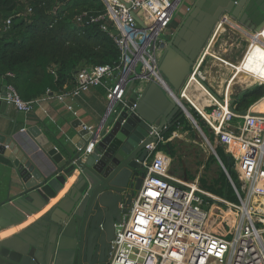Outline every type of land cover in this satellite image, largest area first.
Instances as JSON below:
<instances>
[{
	"label": "water",
	"instance_id": "95a60500",
	"mask_svg": "<svg viewBox=\"0 0 264 264\" xmlns=\"http://www.w3.org/2000/svg\"><path fill=\"white\" fill-rule=\"evenodd\" d=\"M132 16L143 27L139 14ZM175 16H180L178 23L157 37L158 71L171 94L152 81L131 82L126 106L100 128L88 129L80 120L72 123L81 140L73 143V150L63 146L59 151L37 127L29 128L43 157L27 156L28 145L34 149V144L25 146L13 139L14 128L1 132L0 121V230L20 226L26 216L62 195L30 225L0 240V264H102L105 235L113 237L145 176L146 145L156 141L155 133L165 137L174 116L177 125L183 118L194 124L191 108L182 104L180 94L219 21L226 16L252 33H264V0H182ZM5 95L4 88L1 96ZM10 108L0 101L2 113ZM92 139L96 143L87 153ZM231 173L229 166L225 190ZM12 175L18 178L20 191L9 197L2 183Z\"/></svg>",
	"mask_w": 264,
	"mask_h": 264
},
{
	"label": "built area",
	"instance_id": "2783aa9c",
	"mask_svg": "<svg viewBox=\"0 0 264 264\" xmlns=\"http://www.w3.org/2000/svg\"><path fill=\"white\" fill-rule=\"evenodd\" d=\"M100 1L103 13L82 12L74 21L100 23V30L118 50V62L79 69L73 88L57 95V99L63 101L91 88H102L106 109L101 126L111 114H118L126 106L131 82L141 85L152 81L171 94L158 71L157 37L165 32L182 0H123L129 7L118 0ZM132 12L139 14L143 27ZM202 62L201 59L195 62L180 97L207 125L224 154L235 160L237 184L231 179L230 187L236 202L208 194L198 186L197 179L172 177L168 173L170 153L157 151L176 132L168 139L155 133L156 141L146 145L148 155L143 161L146 173L141 186L129 212L115 226L107 264H264V205H258L264 204V113L252 110L251 106L241 115L228 96L214 99L204 87ZM6 76L13 78L11 73ZM197 83L211 95L200 110L184 96L185 90ZM5 91L0 101L25 115L34 112L39 99H21L10 84ZM68 109L71 110L69 106ZM193 122L198 127L197 121ZM152 129L154 132L156 126ZM95 143L96 139L90 140L85 151L91 152ZM214 157L221 161L216 153ZM221 166L226 172L223 163ZM212 202L220 208L210 210ZM228 234L230 240L224 238Z\"/></svg>",
	"mask_w": 264,
	"mask_h": 264
},
{
	"label": "trees",
	"instance_id": "16d2710c",
	"mask_svg": "<svg viewBox=\"0 0 264 264\" xmlns=\"http://www.w3.org/2000/svg\"><path fill=\"white\" fill-rule=\"evenodd\" d=\"M82 12L103 13L104 6L100 0H0V78L12 85L21 99L35 100L49 93L59 95L73 88L79 69L117 64L118 50L100 30V23L74 21ZM6 73L13 74V78ZM263 97L264 86H256L238 97L235 108L245 111ZM191 113L203 122L193 109ZM215 152L226 168L230 166L231 179L237 184L234 163L220 145ZM210 161H216L214 156ZM225 180L221 171V188H225ZM228 191L232 194L230 186L225 190L226 196Z\"/></svg>",
	"mask_w": 264,
	"mask_h": 264
},
{
	"label": "rangeland",
	"instance_id": "374dc122",
	"mask_svg": "<svg viewBox=\"0 0 264 264\" xmlns=\"http://www.w3.org/2000/svg\"><path fill=\"white\" fill-rule=\"evenodd\" d=\"M173 18H175V14ZM219 23L221 22L219 21ZM168 29H170V27H168ZM216 29L217 27L213 32L214 35ZM234 30L241 34L240 30ZM214 35L212 34V38L209 39L210 42L208 41L204 48L207 50V55L201 57L203 62L200 66V72L205 78L204 83L212 97L214 99H216V97L223 99L227 94L225 89L229 85V81L232 78L234 71L232 68L223 65L220 60H226L230 63L238 64L249 45L245 38L230 29H221L217 32L216 37ZM249 38L253 39V36H249ZM257 43H260L262 46H253V51L252 49L249 51L245 60L246 63L250 57L248 61L249 63H246L248 65L245 66L246 68L241 66L248 73L253 72L256 75L257 72L259 73V71L264 68L262 63L264 59V43L260 38H257ZM257 54L261 56V60L258 65ZM248 76L249 75H246L243 79L246 81L249 80L250 78H248ZM259 76L264 78V75L259 74ZM238 80L236 79L234 85L230 86V90L227 95L228 100L233 101V106H235V101L243 92L259 85L264 86V84L257 83V81L250 85H245L238 83ZM260 82L264 83V79L260 80ZM204 90L205 88L199 91L201 93L198 97L206 96V92ZM181 102L184 106H188V103L185 100H181ZM191 115L193 116L192 113ZM185 120L186 121L182 120L174 128L173 132H176V134L174 133L173 139L168 143H162V146L158 147L159 149L157 152L160 154H165L167 152L170 153L168 173L172 177L183 179L186 176L188 181L197 179L199 181L198 186L208 194L218 198H224L225 188H221L219 183V175L222 168L219 166L216 159V161H210V158L214 156L215 149L219 143L216 141L215 136L205 123L195 119L199 130L202 131L201 134L190 119L185 118ZM230 161L235 164V160L233 158H230ZM232 169L234 170V166ZM226 198L230 201L236 202L230 191H228ZM211 205L210 210L212 211L216 208H220L215 202H212ZM224 238L230 240L231 234H228Z\"/></svg>",
	"mask_w": 264,
	"mask_h": 264
},
{
	"label": "crops",
	"instance_id": "0c3cea01",
	"mask_svg": "<svg viewBox=\"0 0 264 264\" xmlns=\"http://www.w3.org/2000/svg\"><path fill=\"white\" fill-rule=\"evenodd\" d=\"M181 11L184 12V7L181 9ZM179 19H180L179 16H175V18H173V21H171L170 23L171 25L169 24L170 26L168 27L173 28L178 23ZM232 24H233L232 22H224L220 24L219 30L230 29ZM232 26L235 29L240 30L241 34L239 32H236V30H234L233 27H231L230 30L234 31L235 33L241 35V37L245 38V40L248 41V44H251L252 40L257 44L256 37H253V39L249 38V36H252V34L255 33L250 32L244 27H239L237 26V24L236 25L234 24ZM168 27L165 30V32L167 30H170L168 29ZM217 32L215 33V37ZM261 39L264 40L263 38ZM263 48H264V44H263ZM206 51L207 50H205V52L203 53L204 56L207 55ZM257 56H258L257 58V65H258L261 60V56H259L258 54ZM249 58L246 61V63L249 61ZM220 61H224L225 63L222 64L227 67H229L228 65L231 66V68L234 71L233 76L235 72L238 71L239 69L242 70L243 74L249 75L248 78L250 79L256 76L255 73L253 72L248 73L246 70H244V68L240 66V62L238 64H233L226 60H220ZM263 61L262 63H264ZM246 63L245 66L248 65ZM259 74L264 75V68H262L259 71V73L257 72V77H259L258 80H256L257 82H260V80L264 79L260 77ZM250 79L246 81L248 85L252 84V82H250ZM238 83H241V81H238ZM260 83L264 84L262 82ZM6 85H7L6 80L0 78V96L2 95ZM199 86L201 85H198V87ZM230 86H232V83L229 84L228 88L226 87L225 89V91L227 92L226 96L228 95ZM191 88L193 89L192 85ZM199 90L201 91L202 89ZM131 92L128 93V97L130 96ZM200 93L201 92L198 91L196 96L195 95L192 96L189 93H185L184 95L187 98V100L191 103V105L198 110H200L204 106V104L207 103L209 99L208 96H211L208 92H206L205 97H198L200 96ZM195 98L197 99L196 102H199L197 106H194L193 104ZM259 104H257L258 106L257 112L264 113V108H263L264 101H260ZM68 106L71 108V110L68 109ZM105 109H106V97L102 88H91L87 92L80 93L79 95L71 98L67 97L63 101H59L57 99L56 93H49L48 96L39 98V101L35 105L34 112L30 115H25L23 113L17 112L12 107L9 110H7V112L6 110H4L3 113L0 111V121L3 123V127H4L3 130H1V132H5L6 134H8L10 132V129L14 128L13 139L16 138V140L19 143L25 144V146H27L28 143L34 144V149L32 148L30 149L28 145L27 147L28 151H25L27 156L29 155L37 156V154H41L43 157L44 153L40 151L41 149L37 145H35V141L27 133V130L29 128L37 127L40 133L43 134L48 139V141L52 143L59 151L62 150L63 146L68 147L69 150H73L74 149L73 143H81V140L79 139L77 134H75L72 123L75 120H80L87 128L94 129L97 126H99L103 118V115L105 114ZM8 184H10L9 188H8ZM2 187L4 188V191H7V196L9 197L15 196V194H17L20 191L19 180L15 175H12L11 177L7 176L3 180ZM4 196L5 195L3 194V198ZM61 196H62L61 194H58L55 199L49 200V204L46 206L44 210H41L36 214L26 216L25 221L20 226H13L7 229L0 230V240L8 238L14 235L19 230H22L23 228L30 225L37 218H39L51 205H53Z\"/></svg>",
	"mask_w": 264,
	"mask_h": 264
},
{
	"label": "bare ground",
	"instance_id": "6f19581e",
	"mask_svg": "<svg viewBox=\"0 0 264 264\" xmlns=\"http://www.w3.org/2000/svg\"><path fill=\"white\" fill-rule=\"evenodd\" d=\"M224 22H232L233 24L232 25H236L237 23L234 21V20H231V19H229V18H227L226 16H224V18L222 19V21H221V23H219L216 27H217V29H216V31H215V33L219 30V28H220V24H222V23H224ZM231 25V27H233ZM237 26H239V27H243V26H241V25H239V24H237ZM231 27H230V29H231ZM233 29H235L234 27H233ZM213 35H214V33H213ZM260 36H261V38H263L264 39V33L261 35V34H259ZM257 33H255V34H252V36L253 37H256V38H260V36H259ZM215 36V35H214ZM212 38V37H211ZM260 38V39H261ZM262 40V39H261ZM263 42H264V40H262ZM210 42V41H209ZM249 46L246 48V50H245V52H244V54H243V58H241V60H240V66H243L244 68H246L245 67V65H244V63H245V60H246V58H247V55H248V53H249V51L252 49V51H253V46H262V45H260V43H255L253 40H252V42H251V44H248ZM261 49V48H260ZM205 50L206 49H204L203 50V52H202V54H201V57H203L204 55H203V53L205 52ZM201 57L199 58V60L201 59ZM264 57V56H263ZM220 62H224V61H220ZM264 62V61H263ZM230 68H231V66L230 65H228ZM263 66H264V63H263ZM261 67H262V65H261ZM261 69V68H260ZM245 74H243V72H242V70H238V71H236L235 72V74H234V76L230 79V81H229V84H231L232 82V85H234V82H235V80L237 79H239L238 81H241V84H245V85H248V83L246 82V80H244L243 78H245ZM237 77V78H236ZM258 78L259 77H257V75L255 76V77H252L251 79H250V82H252V83H254L256 80H258ZM257 83H260V82H257ZM261 84V83H260ZM193 86V89L190 87V88H187V90H185V93H189V94H191L192 96L193 95H195L196 96V94L198 93V91H200L199 89H203L201 86H199L198 87V83L197 84H194V85H192ZM199 89H198V88ZM227 88H228V86H227ZM205 91V90H204ZM185 93H184V95H185ZM197 101V99L195 98L194 99V102H193V104H194V106H197L198 105V103L199 102H196ZM260 101H264V98H262L261 100H259L255 105H253L252 106V110H254V111H256V109H258L257 107V104H259L260 103ZM206 104V103H205ZM204 104V105H205ZM259 107H260V104H259ZM264 108V107H263ZM257 112V111H256ZM261 113V112H260ZM197 130L199 131V128L197 127ZM255 205H257V202H255ZM258 205H260V206H263L264 204H261V203H258Z\"/></svg>",
	"mask_w": 264,
	"mask_h": 264
},
{
	"label": "flooded vegetation",
	"instance_id": "af4514ba",
	"mask_svg": "<svg viewBox=\"0 0 264 264\" xmlns=\"http://www.w3.org/2000/svg\"><path fill=\"white\" fill-rule=\"evenodd\" d=\"M237 23V21H235ZM178 119V116H174L170 122L168 123V126H171L173 125L176 126L177 123H175V120ZM183 119H181L179 121V123L182 121ZM178 123V124H179ZM133 199V198H132ZM132 202V200H131ZM116 231V230H115ZM115 231H114V235L113 237L108 233L105 235V238H104V241H103V248H102V257H101V260H102V264H107L110 256H111V253H112V242L114 240V237H115Z\"/></svg>",
	"mask_w": 264,
	"mask_h": 264
}]
</instances>
